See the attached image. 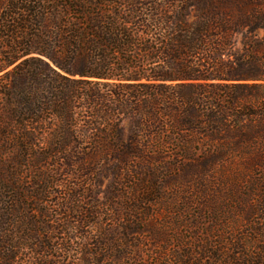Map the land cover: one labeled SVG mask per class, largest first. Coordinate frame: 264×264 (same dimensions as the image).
<instances>
[{"label": "trees", "instance_id": "1", "mask_svg": "<svg viewBox=\"0 0 264 264\" xmlns=\"http://www.w3.org/2000/svg\"><path fill=\"white\" fill-rule=\"evenodd\" d=\"M235 159L264 171V0H0V264H264V204L146 225Z\"/></svg>", "mask_w": 264, "mask_h": 264}, {"label": "rangeland", "instance_id": "2", "mask_svg": "<svg viewBox=\"0 0 264 264\" xmlns=\"http://www.w3.org/2000/svg\"><path fill=\"white\" fill-rule=\"evenodd\" d=\"M256 35L261 38L263 32L258 31ZM257 161L231 160L223 171L218 170L205 177L174 176L158 203L159 209L154 208L155 213L147 219L146 225L155 235L163 231L176 236L187 235L181 225L202 222L204 217L199 219L198 214L200 207L223 212V215H218V221L223 219L229 224L241 221L250 208L264 204V171L249 170ZM105 183L103 181L101 188ZM185 208L189 209L186 213L182 211ZM209 221L206 217L205 222Z\"/></svg>", "mask_w": 264, "mask_h": 264}]
</instances>
